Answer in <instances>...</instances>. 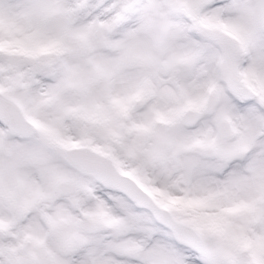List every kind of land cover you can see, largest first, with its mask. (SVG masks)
Segmentation results:
<instances>
[{
  "label": "snow or ice",
  "instance_id": "1",
  "mask_svg": "<svg viewBox=\"0 0 264 264\" xmlns=\"http://www.w3.org/2000/svg\"><path fill=\"white\" fill-rule=\"evenodd\" d=\"M0 0V264H264V0Z\"/></svg>",
  "mask_w": 264,
  "mask_h": 264
},
{
  "label": "clouds",
  "instance_id": "2",
  "mask_svg": "<svg viewBox=\"0 0 264 264\" xmlns=\"http://www.w3.org/2000/svg\"><path fill=\"white\" fill-rule=\"evenodd\" d=\"M172 16L171 0H140L137 33L145 50L162 66L175 54L178 33Z\"/></svg>",
  "mask_w": 264,
  "mask_h": 264
}]
</instances>
